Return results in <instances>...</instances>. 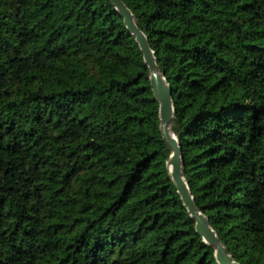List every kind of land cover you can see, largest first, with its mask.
I'll list each match as a JSON object with an SVG mask.
<instances>
[{
	"label": "trees",
	"instance_id": "1",
	"mask_svg": "<svg viewBox=\"0 0 264 264\" xmlns=\"http://www.w3.org/2000/svg\"><path fill=\"white\" fill-rule=\"evenodd\" d=\"M172 88L185 177L264 264V0H124ZM112 0H0V264H219Z\"/></svg>",
	"mask_w": 264,
	"mask_h": 264
},
{
	"label": "water",
	"instance_id": "2",
	"mask_svg": "<svg viewBox=\"0 0 264 264\" xmlns=\"http://www.w3.org/2000/svg\"><path fill=\"white\" fill-rule=\"evenodd\" d=\"M116 8L125 16V24L139 42L144 58L151 71V83L156 98L160 102L161 128L164 139L172 149L171 157L168 161L170 174L178 187V191L187 206L190 214L196 220L197 231L202 235L204 241L215 247L216 257L219 264H241L229 252L227 246L219 237L217 231L210 223L209 217L197 206L195 197L190 185L185 177L182 146L177 135L171 128L175 115V103L172 96V88L166 77L159 68L155 51L152 48L147 34L139 27L131 8L124 0H112Z\"/></svg>",
	"mask_w": 264,
	"mask_h": 264
}]
</instances>
